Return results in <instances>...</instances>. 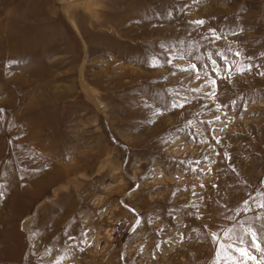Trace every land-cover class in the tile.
Here are the masks:
<instances>
[{"label":"rangeland","instance_id":"374dc122","mask_svg":"<svg viewBox=\"0 0 264 264\" xmlns=\"http://www.w3.org/2000/svg\"><path fill=\"white\" fill-rule=\"evenodd\" d=\"M0 193V264H237L264 0H0Z\"/></svg>","mask_w":264,"mask_h":264},{"label":"snow or ice","instance_id":"6c2138e0","mask_svg":"<svg viewBox=\"0 0 264 264\" xmlns=\"http://www.w3.org/2000/svg\"><path fill=\"white\" fill-rule=\"evenodd\" d=\"M196 24L202 26L205 21L199 20L195 21ZM209 32L212 35L213 42L215 40L220 39V36L216 35V29H210ZM233 35H238L237 33H233ZM202 39H208V37H201ZM234 103V101H233ZM175 106V105H174ZM182 106V105H181ZM2 195V193H0ZM253 204H255V199L252 198ZM244 205H248V201L245 200L242 202ZM260 207L264 208V204L260 205ZM252 208L248 207L246 211H251ZM239 215V213H238ZM254 219L259 221L261 220L260 215L257 213L254 216ZM253 226H249V230L244 233L242 236H238L236 240H234L230 245H228L227 250L229 251L230 255H236L238 257L237 264H248V260H252L253 262L256 259L255 253H261L264 255V248L261 247L264 240L261 239L259 235V231L264 230V224H261L260 230L253 231ZM244 236H248L249 240L246 241ZM69 239H75L73 236L69 235ZM244 245H247L246 247ZM247 257V259H246ZM218 264H222V262H218Z\"/></svg>","mask_w":264,"mask_h":264}]
</instances>
